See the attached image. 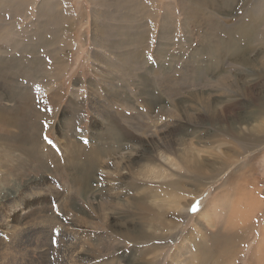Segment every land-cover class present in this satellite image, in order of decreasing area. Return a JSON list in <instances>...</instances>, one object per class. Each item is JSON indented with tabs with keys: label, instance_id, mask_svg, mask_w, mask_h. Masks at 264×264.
<instances>
[{
	"label": "rangeland",
	"instance_id": "rangeland-1",
	"mask_svg": "<svg viewBox=\"0 0 264 264\" xmlns=\"http://www.w3.org/2000/svg\"><path fill=\"white\" fill-rule=\"evenodd\" d=\"M41 1L27 0L19 12H11L8 6L1 13L3 24L10 16L14 27L11 31L8 24L3 27L8 35L0 38V75L4 72L0 78V222L26 229L20 234V249L14 247L17 252L0 248V264H67L69 258L74 260L78 245L89 248L91 264H211L210 257H205L210 255V238L230 234L231 253L217 258L215 264H264V44L244 39L237 46L227 40L218 52L212 53L209 45L203 53L200 41L209 25L198 21L200 25L195 26L185 14L205 8L204 17L212 14L228 27L239 19L246 26L255 14L252 23L259 28L264 0H143L152 13L144 18L146 40L139 48L146 63L138 72L141 75L148 68L151 75H142L145 83H139L134 70L124 72L131 79L129 84L120 81L111 66L102 65L99 72L93 60V9L107 11L106 7L92 0H62L68 9L64 14L73 23L61 21L51 29L47 24L45 30L37 27ZM164 12L175 17L170 19L172 29L179 31L168 30L165 37L170 45L162 41L160 47L157 20ZM65 25L73 44L66 49L68 65L51 90L55 98L50 91L41 95L40 63H36L52 59L40 48V34L49 42ZM213 33L223 39L228 36L220 30ZM53 43L56 48L58 44ZM193 60L203 70L201 76L191 75ZM251 67L254 71L247 72ZM102 71L117 85L98 82ZM225 74L228 81L220 86L216 82ZM74 84L86 93L72 96ZM20 88L28 99L17 98ZM91 91L100 95L94 109ZM125 99L135 107L132 112L125 109L129 115L106 105ZM157 113L173 119L165 129L168 143L156 138L159 132L144 135L156 131L147 124H153L148 118ZM31 134L37 135V142L32 143ZM93 151L97 157L91 155ZM158 151L169 155L176 166L160 161ZM73 155L81 157L78 165L70 160ZM86 160L93 172L86 168ZM146 164L155 168L154 177L146 179L136 171ZM131 183L136 184L134 189ZM92 191L98 194L96 200L88 197ZM80 196L86 202H80ZM64 199H68L65 210L74 215L72 221L61 222V228L67 229L52 230L47 241L43 229L36 226L43 225L40 218L23 221L26 225L18 221V211L11 212L14 207L60 208ZM193 205L198 211H187ZM143 206L150 212H142ZM75 226L79 231L94 229L100 236L81 239L79 232L70 231ZM113 229L119 232L115 239L110 235ZM42 234L41 241L53 249L55 259L40 254ZM177 250L179 261L171 259ZM186 250L191 254H185Z\"/></svg>",
	"mask_w": 264,
	"mask_h": 264
},
{
	"label": "bare ground",
	"instance_id": "bare-ground-1",
	"mask_svg": "<svg viewBox=\"0 0 264 264\" xmlns=\"http://www.w3.org/2000/svg\"><path fill=\"white\" fill-rule=\"evenodd\" d=\"M25 1H27V0H0V38H4V36L8 35V33H6L3 30V27H6L8 24L9 25L8 29L10 31L14 27V26H12L14 24V22H13V20H11L10 16L8 17L9 18V20H7L8 22H5V24H3L2 19H3L4 14H1L2 11L6 12V9L9 6V9H11V12H15V13L17 11L19 12L20 10H22V8H23L22 6L24 5ZM94 1L98 2L97 5L102 6V7H106V9H107V11L106 10L103 11L102 9H100V7L96 6V8L93 9V14H92V17H93V19H92L93 20L92 53H93V60L97 63L96 68L100 72L102 65L111 66L115 70L117 78L120 81L121 80L125 81L124 84H129L131 81V79L126 78V76L124 75V72H129V71L134 70L135 74L139 78V83L141 82V80L143 81V83H145L144 82L145 80H143L145 77L143 78L142 75L145 74L149 77L151 75V69L145 68L144 72L141 75H140L141 72H138L139 70H141V67L146 63L144 60L145 57H144L143 53L140 52L139 46L142 45L144 43V41L146 40L145 39V36H146L145 30L146 29H145V27H144L145 25L143 23L144 22L147 23V20L145 21L144 18L152 13L151 9H147L146 7H144L142 5L144 3L143 0H92V2H94ZM198 1L214 2V0H198ZM65 2L66 1H62V0H42L40 3V6L37 9V12H38L37 27H43V28H46L45 30H47V27H46L47 24H48L49 28L51 29L54 24H57L61 21H64V23L66 25H68L69 23H73V19H71V17L69 19V17L66 16V14H64L65 10L68 11V9L64 7ZM56 5L57 6L59 5V7L62 6L61 7L62 9L56 8ZM4 9H5V11H4ZM145 9H147V10H145ZM204 9H203V11L200 9H191V10L185 11L187 19L190 18L193 25H195V26L200 25L199 23H197L198 21L204 22V25H205V23H208V25H209V29L205 30L204 36H202L201 41H200L199 50L201 52H203V53L205 51L207 52L209 45H212V51H213L212 53H216L219 51L220 47L227 40L235 41L237 46H239L241 41L244 39L245 40L246 39L258 40L260 44H264V16L262 17L259 28L254 27V25L252 23V21L255 18V14H254V16H252L251 19H249L247 21L246 26H243L242 21L239 19L236 24H233L232 26L228 27V26H226V24L223 21H221L222 19H217L218 17L215 18L212 14L210 16L204 17L205 16ZM165 13L166 12H164V14ZM164 14L159 15L158 20H157L158 26L160 27V30H157L158 35H159L158 45L160 47H161V44L163 42L167 43V46L170 45L169 42L167 41L166 37H165L166 32L169 34L168 30H170V31H172V30L177 31L178 30V28L172 29V24H171L170 19H173L175 17L169 16L168 13L165 15ZM40 19H42L43 21L40 22ZM175 22H176V20H175ZM66 25L63 27L64 31H61V32L56 33V34H52V36L49 37V39L51 40V41L49 40V42H46L45 40H48V39L43 38L40 34V48H44L52 59V60L50 59L51 63L50 62L45 63L44 62L45 60L43 58H42L43 60L39 59V62L36 63V64L40 63V86H39V90H40L41 95L50 91L52 93V97L54 96V93L51 90L53 88H56V86L59 83V82H57L58 78L60 77L61 73L66 69V67L68 65L69 54L67 53L66 49L70 48L73 44H72V40L69 36L70 33L66 32V29H67ZM183 26H185V25H183ZM56 28L60 29L61 26L56 25ZM210 29H212L213 31L216 30V32H218V30H220V32L227 33V35H228L226 37L227 39H223V38L218 37V35L214 34L212 30L210 31ZM67 31H68V29H67ZM72 37H74V36H72ZM53 41H55L56 44H58L56 48L53 45L54 44ZM211 41H212V44L210 43ZM179 42H181V41L177 40V43H179ZM45 43H48V45H45ZM17 44H19V42H17ZM49 47H51V48L48 50ZM1 50H2V47H0V51ZM209 51H210V49H209ZM210 52H209V54H210ZM203 53H201L200 55H202ZM262 56L264 57V54ZM164 57L165 56H160L161 59ZM214 61H215V59H214ZM216 61H218V59ZM161 62H162V60H161ZM245 62H247L248 65H251V64H249L251 62L250 60L245 59ZM189 64H190L191 75L193 77L199 76L201 74V72L203 71V70L198 68V66L194 62V60L189 62ZM11 67H13V66H11ZM158 68L162 69V71H166L165 67H163V66H158ZM246 70H247V72L254 71V69L252 67L248 68ZM2 73L4 74V72H2ZM2 73L0 75V78L2 77ZM102 73H103V76L100 73L97 74L98 80H99L98 82L109 85L110 87L117 85L116 83L110 81V80H112V78L108 74H105V72H103V71H102ZM253 74H255V73L253 72ZM3 78H4V75H3ZM207 80H208V78H207ZM217 81L218 82H216V83L220 82V86L222 83L226 84V81H228L227 74L220 76V79H218ZM213 84H215V83H213ZM225 86L227 89H230V85L229 86L225 85ZM141 87L142 86H140V88ZM218 88H219V86H218ZM220 89H222V88L220 87ZM20 90H21V94H18L17 98L19 100H21V99L23 100V98L26 96L28 99L27 94H24V91L21 88H20ZM215 91H216V89H215ZM85 93H86V90L83 89L82 86H76V84H74V86L72 87L71 94L74 97L84 95ZM99 96L100 95H98L95 91L89 92V100L91 102V106L93 109L95 108V105L97 103L96 100L98 99ZM52 97L50 94L49 99ZM53 98H55V97H53ZM207 98H205V99H207ZM199 99L202 102L205 101L204 99H201V98H199ZM19 100H18V102H19ZM106 105L107 106L111 105L112 107H117L120 114L121 113H127L128 115L130 112L125 111V109L130 110L132 112L135 108L134 105H132L129 102V100H126V99L120 100L119 102H111L110 104L106 103ZM262 105H264V104H262ZM202 107H204V109L205 108L208 109L209 105H202ZM27 109H29V108H27ZM24 113H25V111H24ZM254 114H255V112H252V115L250 116V121H253L252 117H254ZM42 118H43V116L41 117V119ZM171 118L172 117L169 114H167L166 116H163L160 113H157L155 115H151L148 118V121L153 122V124L152 125L147 124V125L149 128L153 129L154 131L156 130V131L154 133H151V134L145 133L144 135L147 137H149V136L153 137V136H155L156 133L159 132V133H161V135H160V137H156V138H160V140L163 141V143H168L167 138H168L169 134H167L168 130L165 132V129H166V125H169L172 122L173 119L171 120ZM42 121H43V119L41 120V122ZM230 129H232V127H230ZM30 131L32 133L31 129H30ZM29 136L30 135H28L27 137L29 138ZM28 138H27V140H28ZM31 138H32V143L33 142L35 143L38 141L37 135H35V134H31ZM239 141L242 143L241 140H239ZM257 141L258 142L261 141V138L260 139L257 138ZM36 147H37V145H36ZM26 148H27V146H26ZM29 148H31V147H29ZM33 148H34V146H33ZM34 150L36 151V149H34ZM37 150L39 151V149H37ZM85 150H87V148H85ZM26 151H27V149H26ZM87 151H91V150H87ZM28 153H32V152L29 151ZM31 155H32V157H35V159L37 158V156H39V155L35 154V152H34V154L32 153ZM41 155H40V159L42 158ZM91 155L97 157V153L95 151H93ZM158 157H159L160 161H162V162H164L170 166H173V167L176 166V164L174 162H172L171 157L169 155L165 154L164 152L158 151ZM86 158H88V157H86ZM70 160L74 161V163L78 165L79 164L78 161L81 160V157L78 155H73V156H71ZM86 162H87L86 168L89 171L93 172L94 168L90 165V163L87 160H86ZM197 166H196L197 170H200V166L199 167H197ZM244 166H245V164H244ZM136 171H138L143 177H145L147 179V178H150L152 176L154 177L155 168L153 166H149L148 164H146V165L138 167L136 169ZM99 173H101V172H99ZM129 186L131 189H134V186H136V184L131 183V184H129ZM243 186L245 187V185H243ZM137 187H138V185H137ZM70 188L74 189L73 187H70ZM243 196H244V194H243ZM80 197H81L80 202H86L87 199L84 196H80ZM88 197H90L92 200H96L98 198V194H96L94 191H92V192H90ZM142 197H144V196H142ZM67 200L68 199H64V203L61 205L60 208L57 206H53V205H45V206H40V207H38V206H36V207H14L13 209H11V212L13 211V213H14V212L18 211V214L20 216L18 221L21 220L22 222L23 221L26 222L28 220L40 218V222L43 225H41V224H38V225L35 224V225L39 227L38 229H40V231H42L41 229H43V231L45 232V235L47 237V238H45V240H46V239H50L48 237V234L49 233L51 234L52 230H55L57 228H59L60 230H66L67 229L65 227H63L64 229L61 228V222L65 221V220H68V221L71 220L72 221L71 218L74 215L70 212L69 213L67 212L69 210L68 208H67V211L65 210V207H66L65 203L68 202ZM241 201H243L242 203H247L245 201V199H242ZM247 204H249V203H247ZM63 205H65V207ZM192 208H193V206H192ZM192 208L190 206L187 209V211L193 212L191 210ZM141 211L146 212V213L150 212V210L146 206H143ZM200 211H201V209H199V212ZM69 216H71V217H69ZM241 216L242 217L245 216V212L243 214H241ZM16 224H18V223H16ZM24 224H26V223H24ZM32 224H34V223H32ZM26 225H28V224H26ZM65 226L68 227L69 224L67 223ZM25 229L26 228L17 229L14 226L12 227V225L8 222H0V239H2V242H0V248L7 247L10 249H14V250L17 248L20 249L21 243H20L19 238L21 237L20 234ZM67 231L68 232L72 231V232H74L73 234H78V232H79L81 239H86V238L97 239V235L100 236L99 232L94 231V229L91 230L90 228L79 231V229L75 226V227H72L70 231H69V229ZM118 233L119 232L116 229H113L110 235L112 236L113 239H115L114 237ZM230 235H228L227 238L226 237L224 238V236L222 238L215 237V235L210 238L209 243H211V245H212L211 250H210V255L205 254V257H210L211 264L219 263L217 258H223L224 259V258L228 257V255L231 253L232 236H230ZM37 236L38 235L36 233V237ZM41 236H43V234L40 235V239H39L40 240V246H39L40 247V254H43V253L47 254V255H50L53 259H55V252L53 251L52 248L47 247L48 244L41 241L42 240ZM28 239H29V237H28ZM113 239L110 238L111 241H113ZM36 240H35V242H36ZM36 244H37V242H36ZM14 247H17V248H14ZM35 247H38V246H35ZM27 251H29V250H27ZM88 251H89L88 247L78 245V253H76L74 260L71 261V259L69 258V260L67 261V264H69L70 261H71L70 264H91V259L88 255ZM74 252H76V251H74ZM179 252H180V250H177V252L173 254L171 259H173L175 261H179L176 258L177 254ZM214 252L217 253L218 256H216V254ZM20 253H21V251H20ZM185 254H191V253L188 250H186ZM72 257H73V255H72ZM212 257H214V258H212ZM31 259H33V258H31ZM197 259H198V256L195 257L194 260H197ZM112 263H113V261L105 262V264H112ZM220 263H221V261H220ZM148 264H150V262H148Z\"/></svg>",
	"mask_w": 264,
	"mask_h": 264
},
{
	"label": "snow or ice",
	"instance_id": "snow-or-ice-1",
	"mask_svg": "<svg viewBox=\"0 0 264 264\" xmlns=\"http://www.w3.org/2000/svg\"><path fill=\"white\" fill-rule=\"evenodd\" d=\"M193 212L198 211L197 205H193V208L191 209Z\"/></svg>",
	"mask_w": 264,
	"mask_h": 264
}]
</instances>
